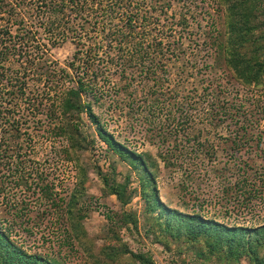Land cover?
I'll return each instance as SVG.
<instances>
[{
	"label": "trees",
	"instance_id": "16d2710c",
	"mask_svg": "<svg viewBox=\"0 0 264 264\" xmlns=\"http://www.w3.org/2000/svg\"><path fill=\"white\" fill-rule=\"evenodd\" d=\"M218 3L226 6V37L206 32L203 41L210 46L198 47L195 56H205L203 65L211 68L212 54H222L225 68L240 84L264 88V0ZM172 4L173 0H0V264H59L56 251L29 250L19 239L21 235L16 238V233H34L42 222L51 237L64 233L65 242L84 235L81 212L88 208L81 204L76 209V205L82 194L78 185L85 176L79 153L90 145L81 132L87 123L94 126L105 152L117 155L134 169L144 216L151 225L148 232L156 242L165 246L169 241L185 242L202 257L237 260L249 255L259 260L264 224L253 228L218 221L204 215L198 203L190 206L188 201L182 202L186 210L171 207L159 196L156 159L150 152L137 151L119 140L96 112L106 105L107 93L129 88L130 94H135V82L145 90L152 112L156 107L172 112L175 105L183 109L184 102L174 101L175 90L164 86L172 76L167 62L183 58V32L191 22L188 14H179L175 28H169L167 13ZM66 42L74 45V51L65 66H60L51 50ZM209 77L207 86L212 91L216 79ZM217 98L214 106L218 105L221 122L231 121L243 108L247 119L249 108L243 103L229 101L226 94ZM138 106L133 101L126 105L131 122ZM142 123L148 142L158 145L163 166L182 163L176 153L181 150L179 136L190 137L188 132L167 128L166 119L146 118ZM36 137L49 143L66 141L64 146L50 145L45 159L57 166L60 161H73L76 182L68 196L58 190L62 185L55 182L57 168L27 167L25 149ZM249 140L243 130L231 144V155L239 158ZM202 146L208 161L215 160V146ZM111 172L116 173L114 167ZM99 175L106 194L114 195L121 206L130 202L135 190L129 188V175L124 182L107 172L99 171ZM179 189L185 195L194 192L183 181ZM241 196L251 199L254 195L249 192L246 197L243 192ZM119 213H107L106 220L136 226L135 215ZM204 248L207 254H203ZM100 254L102 259L97 258L96 264L118 262L124 254L131 264L154 263L148 253L132 252L125 244L103 247Z\"/></svg>",
	"mask_w": 264,
	"mask_h": 264
},
{
	"label": "rangeland",
	"instance_id": "374dc122",
	"mask_svg": "<svg viewBox=\"0 0 264 264\" xmlns=\"http://www.w3.org/2000/svg\"><path fill=\"white\" fill-rule=\"evenodd\" d=\"M183 13L188 14V20L191 22L186 25L183 32V58L167 62V69H170L172 76L171 81L164 86L175 90L174 101L184 102L183 109L175 105L172 112L162 111L158 107L152 112V106L147 104L145 90L139 88L135 82L138 88L135 94H130L129 88L118 89V92L111 95L107 93L106 105L101 110L96 108V112L107 121V128L119 140L137 151L150 152L156 159L160 167L156 184L162 201L173 208L184 210L186 208L183 201H188L190 206L198 203L204 215L218 221L259 228L264 224V88L244 87L240 84L225 68L222 54H212L211 68L203 65L205 56H195L198 47L204 48L205 44L210 46L209 42L203 41L206 32L219 34L220 38L224 36L225 39V5H220L218 0H173L172 7L167 13L170 22L166 25L175 28L174 20ZM73 51L74 45L66 42L53 48L51 57L59 62L60 66H65ZM209 75L216 79L212 91L207 86ZM122 84L118 83L119 86ZM218 92H221L218 98L226 94L230 98L229 101L237 105L243 103L248 107L247 119L242 115L243 108L241 114L231 121L228 119V122H221L216 113L218 105L214 106L216 102L214 98H217ZM131 101L139 105L135 116L131 115L132 122L126 116V105ZM82 118L87 121L85 114ZM144 118L159 121L166 119L167 128L170 126L175 127L180 133L188 132L190 137L179 136L178 144L181 150L178 148L176 153L181 156L182 163L169 168L163 166L162 160L158 157V145L146 139L143 127L145 124L142 123ZM93 128L94 126L88 123L81 127V132L90 140L88 148L79 153L85 176L83 183L78 185V191L82 194L79 196L76 209L81 204H86L88 208L86 212H81L83 216L80 222L84 235L80 241L65 242L62 239L64 233L58 238L51 237L49 228L42 222L40 228L37 226L33 229L32 234L16 233V238L21 235L19 239L24 240L29 250L56 251L60 258L59 264H96L97 258L102 259L101 248L124 244L132 252L148 253L153 264H264V241L260 247L258 261L249 255H243L237 260L219 259L208 255L202 257L185 242L169 241L167 246L156 242L154 234L148 232L151 225L144 216L145 204L140 196L134 169L117 155L105 152L104 144L98 139ZM243 130L250 140L243 146L241 149L243 151H240L237 158L231 155L230 148L234 138L241 135ZM53 142H45L36 137V141L25 149L26 165L33 169L57 168L55 182L62 185L58 190L68 196L76 182L75 165L73 161H60L58 166L53 161H46L45 155L50 145L66 144L64 139H56L54 144ZM202 143H212L215 146L216 157L212 162L208 161ZM112 167L116 170L115 174L111 172ZM99 171L113 174L120 182H124L127 175L130 176L129 188L135 191L127 205L121 206L114 195H108L103 191ZM182 181L194 192L188 193L187 190L188 195H185V191L179 189ZM62 187L66 189L61 190ZM243 192L246 197L249 192L254 196L251 199L244 198L241 196ZM122 211L135 215L136 226L130 222L123 221L124 224H117L106 220L107 213L120 215L119 212ZM31 214L35 215V211ZM116 219L114 216V220ZM203 254H207L205 248ZM109 262L131 264L128 255L125 254L118 262Z\"/></svg>",
	"mask_w": 264,
	"mask_h": 264
}]
</instances>
